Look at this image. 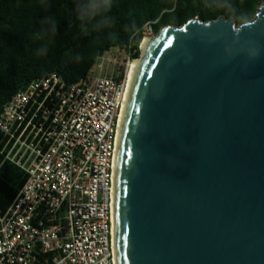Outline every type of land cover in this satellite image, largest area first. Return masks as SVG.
<instances>
[{"label": "water", "instance_id": "water-1", "mask_svg": "<svg viewBox=\"0 0 264 264\" xmlns=\"http://www.w3.org/2000/svg\"><path fill=\"white\" fill-rule=\"evenodd\" d=\"M253 20L196 18L141 48L117 146L115 264H264V4Z\"/></svg>", "mask_w": 264, "mask_h": 264}, {"label": "built area", "instance_id": "built-area-1", "mask_svg": "<svg viewBox=\"0 0 264 264\" xmlns=\"http://www.w3.org/2000/svg\"><path fill=\"white\" fill-rule=\"evenodd\" d=\"M151 35L148 23L139 50ZM135 54L105 53L76 84L34 80L3 107L0 156L26 180L0 210V264H115L114 176Z\"/></svg>", "mask_w": 264, "mask_h": 264}, {"label": "trees", "instance_id": "trees-1", "mask_svg": "<svg viewBox=\"0 0 264 264\" xmlns=\"http://www.w3.org/2000/svg\"><path fill=\"white\" fill-rule=\"evenodd\" d=\"M34 4L35 0H0V114L5 104L32 81L56 73L67 84L79 83L87 78L96 61L105 53L129 46L122 32L118 40L104 39L98 43L79 37L72 0H52L51 12L61 20V35L46 56L37 57L36 45L29 33L43 10ZM263 4L264 0H243V9L249 11L254 19L258 8ZM210 7L211 4L207 7L201 5L200 0H116L114 13L123 20L131 12L143 27L152 23L155 36L166 26L182 27L196 18L208 23L224 17L239 24L235 15H215L208 10ZM139 44L135 45V59H139L141 55ZM77 53L83 54L79 62L74 58ZM2 140L0 133V144ZM25 180L24 172L5 162L0 156L1 211L10 207Z\"/></svg>", "mask_w": 264, "mask_h": 264}, {"label": "clouds", "instance_id": "clouds-1", "mask_svg": "<svg viewBox=\"0 0 264 264\" xmlns=\"http://www.w3.org/2000/svg\"><path fill=\"white\" fill-rule=\"evenodd\" d=\"M200 3L205 7L211 4L208 10L215 15H235L239 21L238 26L251 28L256 23L249 11L243 9V0H200ZM34 6L42 9L43 14L37 16L29 37L36 45L35 55L42 57L55 47L61 35V20L51 12L52 0H35ZM115 6L116 0H72L78 36L98 43L104 39L118 40L122 32L130 46L138 45L143 39L141 22L131 12L122 20L114 13ZM233 32L236 33V28H233ZM74 58L79 62L83 54L77 53ZM258 58L259 50L251 43L249 60Z\"/></svg>", "mask_w": 264, "mask_h": 264}, {"label": "bare ground", "instance_id": "bare-ground-1", "mask_svg": "<svg viewBox=\"0 0 264 264\" xmlns=\"http://www.w3.org/2000/svg\"><path fill=\"white\" fill-rule=\"evenodd\" d=\"M146 41L147 39L145 40V42L143 43L142 45V48H144L145 44H146ZM136 67H137V64L135 63L134 66H133V69H132V72L130 74V88H131V85H132V81H133V78H134V74H135V70H136ZM129 88V89H130ZM126 107V106H125ZM124 113H125V110H124ZM122 126V124H121ZM121 126H120V130H121Z\"/></svg>", "mask_w": 264, "mask_h": 264}, {"label": "rangeland", "instance_id": "rangeland-1", "mask_svg": "<svg viewBox=\"0 0 264 264\" xmlns=\"http://www.w3.org/2000/svg\"><path fill=\"white\" fill-rule=\"evenodd\" d=\"M153 36L155 37V35H151L150 37H153ZM150 37H148V38H150ZM143 42H144V41H143ZM113 55H115V54L113 53Z\"/></svg>", "mask_w": 264, "mask_h": 264}]
</instances>
